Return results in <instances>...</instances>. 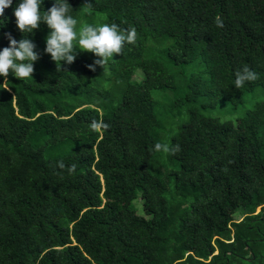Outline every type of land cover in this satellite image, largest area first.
<instances>
[{
	"label": "trees",
	"instance_id": "16d2710c",
	"mask_svg": "<svg viewBox=\"0 0 264 264\" xmlns=\"http://www.w3.org/2000/svg\"><path fill=\"white\" fill-rule=\"evenodd\" d=\"M19 2L0 51L11 33L40 59L0 76V264H264V0H68L77 32L136 29L95 72L79 49L57 65L46 23L22 33Z\"/></svg>",
	"mask_w": 264,
	"mask_h": 264
},
{
	"label": "clouds",
	"instance_id": "9594fccd",
	"mask_svg": "<svg viewBox=\"0 0 264 264\" xmlns=\"http://www.w3.org/2000/svg\"><path fill=\"white\" fill-rule=\"evenodd\" d=\"M42 0H21L14 9V16L18 29L22 33H34L40 28L41 23H46L50 29L46 37L45 53L50 54L52 60L57 62H67L71 65L75 62L79 54L77 49L84 52L95 54L98 59L87 67L95 72L96 66L106 70L109 59L116 55H122L125 44H135L137 39L136 29L121 31L115 23L103 24L100 26L85 25L79 32L76 31L77 20L70 15V4L68 0H54L53 6L41 16ZM13 0H0V17L5 14V9L11 7ZM90 6V3H86ZM215 24L219 28L224 27L222 19L217 16ZM9 40V46L0 51V76L7 78L11 73L17 79L26 80L33 77L34 62L40 59V54L35 50L37 45L29 38H23L17 41L11 33L6 34ZM74 41L78 42L74 44ZM58 65V63H57ZM234 86L236 89L243 88L246 82H253L258 79L255 71L247 65L235 73ZM109 124L102 120L91 121L92 131L99 133L102 129L107 131ZM156 152L163 151L166 154L175 155L181 148L177 143L175 146L170 144H155ZM57 166L64 169L65 163L58 161ZM76 165L72 164L68 168L69 175L74 174Z\"/></svg>",
	"mask_w": 264,
	"mask_h": 264
},
{
	"label": "rangeland",
	"instance_id": "374dc122",
	"mask_svg": "<svg viewBox=\"0 0 264 264\" xmlns=\"http://www.w3.org/2000/svg\"><path fill=\"white\" fill-rule=\"evenodd\" d=\"M234 216H236V219L240 220L244 216L242 208H239V210L235 211ZM138 222L141 228H146L145 217L139 216Z\"/></svg>",
	"mask_w": 264,
	"mask_h": 264
}]
</instances>
